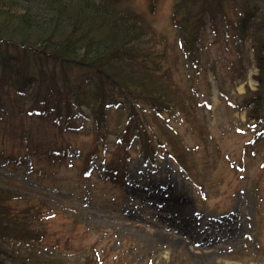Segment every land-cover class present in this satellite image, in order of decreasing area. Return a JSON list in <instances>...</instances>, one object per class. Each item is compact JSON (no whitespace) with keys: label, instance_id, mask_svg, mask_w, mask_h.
<instances>
[{"label":"rangeland","instance_id":"rangeland-1","mask_svg":"<svg viewBox=\"0 0 264 264\" xmlns=\"http://www.w3.org/2000/svg\"><path fill=\"white\" fill-rule=\"evenodd\" d=\"M118 3L139 12L166 38L157 49L166 56L163 69L191 113L155 116L162 126L150 111L138 120L153 148L159 138L164 143L157 147L155 163L139 155L141 142L138 151L124 154L113 145L114 134L107 135L105 153L94 128L89 123L81 128L84 117L66 132L39 112L0 118V156L29 165L18 171V190L38 196L51 210L39 219L38 259L22 262L21 249L16 262L9 258L8 264H84L86 258L92 264H264V131L252 125L245 106L258 85L249 42L233 39V32L227 36L222 22L218 31L205 28L196 51L179 37L175 0ZM240 6L226 5L231 21L237 22ZM195 54L204 59L193 67L181 59L193 63ZM243 66L246 78L240 76ZM77 74L82 73L74 70ZM48 110L53 116L55 110ZM108 116L117 119V110ZM25 133L32 135L31 151ZM63 149L66 158L57 153ZM111 165L119 173L101 179ZM6 171L0 157V172L13 174ZM11 205L17 211L30 203L13 199Z\"/></svg>","mask_w":264,"mask_h":264},{"label":"trees","instance_id":"trees-1","mask_svg":"<svg viewBox=\"0 0 264 264\" xmlns=\"http://www.w3.org/2000/svg\"><path fill=\"white\" fill-rule=\"evenodd\" d=\"M119 1L0 0V118L9 119L23 111L39 112L65 127L66 132L74 121L84 117L86 125L82 121L81 128H88V123L90 129L94 128L105 153L107 135L114 134L113 145L124 154L138 151L137 144L141 142L139 155L155 163L157 147L164 143L159 138L153 148L146 125L138 120L149 111L154 117L191 112L170 72L163 69L166 56L157 49L162 42L167 44L166 38L158 36L139 12L122 7ZM228 2L241 4L236 7L237 22L226 14ZM173 20L179 37L188 40L196 51L203 44L205 28L210 25L218 31L222 22L228 28L227 36L233 32V39L249 42L258 85L245 106L249 119L254 120L252 125L264 131V0H175ZM196 54L193 63L186 56L181 59L193 67L204 59ZM74 70L82 74L73 75ZM246 72L243 66L240 76L246 78ZM50 106L55 110L53 116L48 113ZM113 108L118 113L115 120L108 116ZM155 119L162 126L159 117ZM25 135L31 151L32 135ZM165 148L169 151L168 146ZM66 151L57 153L66 158ZM70 153L72 161L73 151ZM1 155L3 168L13 174L0 172V264H8L10 259L16 262L21 249L22 262L33 263L38 259L34 244L42 237L39 219L51 210L44 200H37L38 196L18 190V171L27 164ZM98 155V151L94 152L93 159ZM89 172L86 175L92 174ZM118 173L119 168L111 165L104 169L101 179H113ZM13 199L30 205L16 211L11 205ZM48 261L43 263L52 264ZM84 264H92V259L86 258Z\"/></svg>","mask_w":264,"mask_h":264}]
</instances>
